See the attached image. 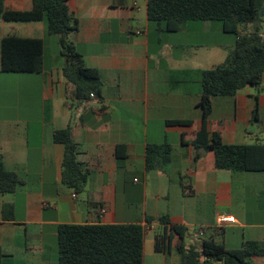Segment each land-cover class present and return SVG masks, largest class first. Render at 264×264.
Segmentation results:
<instances>
[{"label": "crops", "instance_id": "0c3cea01", "mask_svg": "<svg viewBox=\"0 0 264 264\" xmlns=\"http://www.w3.org/2000/svg\"><path fill=\"white\" fill-rule=\"evenodd\" d=\"M5 4L32 8V0ZM68 6L78 23L71 40L85 65L99 71L101 99H68L65 60L45 21L0 22V39L15 33L44 43L42 74L3 73L0 57V156L5 169L23 181L15 193L0 195L3 264H59L57 235L64 225L132 224L146 227L144 264H179L178 254L154 250L164 216L189 230L186 246L197 228L207 230L204 240L230 250L246 241L264 242V173L217 170L212 152L194 162L187 144L203 127L202 72L222 64L237 38L215 22L159 33L148 22L147 0H69ZM254 30L250 25L241 33ZM257 102L259 122L253 123ZM174 121L191 125L169 124ZM69 127L78 160L90 171L76 198L62 182L65 148L53 140L55 131ZM208 130L227 145L264 144V75L259 88L216 98ZM164 143L172 147L171 164L147 171L148 145ZM118 146L126 147L125 160H117ZM5 205L14 209L8 220ZM220 215L235 218L221 232L215 229ZM254 262L264 264V258Z\"/></svg>", "mask_w": 264, "mask_h": 264}, {"label": "trees", "instance_id": "16d2710c", "mask_svg": "<svg viewBox=\"0 0 264 264\" xmlns=\"http://www.w3.org/2000/svg\"><path fill=\"white\" fill-rule=\"evenodd\" d=\"M69 0H32L30 10L8 8L0 0V22L36 23L45 21L49 37H56L60 55L65 60L63 76L67 83L68 99L77 103L94 98L101 99L102 81L98 70L90 69L77 51L71 35L78 30L68 6ZM261 10L264 0H147V18L159 33L173 34L192 22L219 23L226 34L237 38L226 60L201 77L200 108L203 127L188 142L194 149L193 161L198 162L207 152L215 156L217 170L264 173V144L227 145L219 133L208 130V119L216 98L230 97L246 88H259L264 75V37L261 35ZM255 26L248 34L241 33L246 26ZM0 57L3 73L42 74L44 68V43L41 39L22 38L11 33L0 39ZM258 102L252 122H259ZM172 125H191L190 121L169 122ZM55 143L65 148L62 182L75 194L85 189L90 171L78 160L79 145L73 138L71 127L53 134ZM185 142V141H184ZM186 143V142H185ZM126 147L116 148L117 160L127 158ZM147 171H165L171 164L172 147L168 143L148 145L145 154ZM23 181L5 169L0 156V195L13 194ZM13 206L5 205L6 220L13 216ZM154 219H148L151 223ZM162 228L155 237L157 254L179 255V264H255L264 258V242L246 241L237 250L227 249L214 240H204L202 251L186 249L189 230L173 224L169 216L158 219ZM146 227L141 225H64L59 227L57 250L59 264H144ZM204 258L201 261V258ZM4 254L0 248V264Z\"/></svg>", "mask_w": 264, "mask_h": 264}, {"label": "built area", "instance_id": "2783aa9c", "mask_svg": "<svg viewBox=\"0 0 264 264\" xmlns=\"http://www.w3.org/2000/svg\"><path fill=\"white\" fill-rule=\"evenodd\" d=\"M92 98H94V95H91ZM74 198H76V194L73 195ZM105 211L103 210L102 213ZM235 223V218L233 216L229 215H220L217 218V223L215 229H217L219 232H221V227H223L225 224H232ZM207 230L203 228H197L190 232V243L188 246H186L187 250L194 249L196 252L200 253L202 251V245L203 240L206 237ZM204 258H201V261H203Z\"/></svg>", "mask_w": 264, "mask_h": 264}, {"label": "rangeland", "instance_id": "374dc122", "mask_svg": "<svg viewBox=\"0 0 264 264\" xmlns=\"http://www.w3.org/2000/svg\"><path fill=\"white\" fill-rule=\"evenodd\" d=\"M261 32H263L264 33V22L261 24ZM230 36H232L233 38H235V36L234 35H231L230 34ZM52 39H54L53 41V43H54V45H53V47L55 48V47H57V43H58V40H57V38L56 37H52ZM49 44H48V46H47V48H48V50H47V57L49 58V57H51V52H52V45H51V41L50 42H48ZM8 85L9 86H11V87H16L17 86V83H15V82H12V81H9L8 82ZM32 102L34 103L33 104V108H32V112L33 113H35L36 112V109H37V105H36V108H35V104H36V102H37V98L35 97V95H33L32 96Z\"/></svg>", "mask_w": 264, "mask_h": 264}, {"label": "water", "instance_id": "95a60500", "mask_svg": "<svg viewBox=\"0 0 264 264\" xmlns=\"http://www.w3.org/2000/svg\"><path fill=\"white\" fill-rule=\"evenodd\" d=\"M260 17H263V10H261Z\"/></svg>", "mask_w": 264, "mask_h": 264}]
</instances>
